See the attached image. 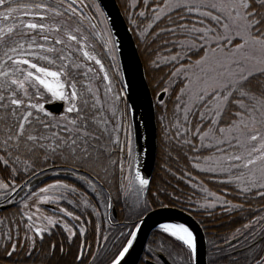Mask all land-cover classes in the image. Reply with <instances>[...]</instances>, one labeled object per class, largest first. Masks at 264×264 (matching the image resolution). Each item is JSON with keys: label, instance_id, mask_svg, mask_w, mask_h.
<instances>
[{"label": "snow or ice", "instance_id": "6c2138e0", "mask_svg": "<svg viewBox=\"0 0 264 264\" xmlns=\"http://www.w3.org/2000/svg\"><path fill=\"white\" fill-rule=\"evenodd\" d=\"M88 7L85 0H0V200L5 208L11 204L17 209L0 216V264H36V253H41V264H51L58 254L61 259L71 256L70 264H97V256L88 251L87 230L70 226L68 218L79 222L88 209L98 217L101 204L108 215L122 198L121 211L136 212L139 219L120 232L124 241L108 264H128L125 258L134 250L143 213L151 206L147 194L151 192V203L167 207L159 197L170 194L149 188L130 136L121 142L127 112H118L114 103L106 110L91 82L96 70L74 59L80 53L99 65L108 82L105 96L113 91L104 64L86 50L94 46L85 21L95 29L92 21L97 19L85 13ZM94 7L106 20L100 5ZM127 7L147 21L143 28L136 25L142 40L163 36L159 44L168 55L157 50L150 64L168 69L161 77L162 94L173 98L166 137L188 162L178 178L188 177L191 188L203 193L199 207L208 217L217 208L230 215L251 209V199L264 200V0H131ZM161 21L164 26L152 32ZM107 32L105 43L114 49L116 42ZM51 100L62 102L60 112L46 108ZM160 103L167 112L162 98ZM106 111L118 121L113 123ZM189 167L233 187L218 194L203 180L193 183L199 178ZM49 169L56 179L32 190L31 177L47 175ZM17 178L23 180L19 188ZM21 188L28 191L17 201ZM233 194L240 199L227 198ZM61 201L73 210L61 207ZM188 202L194 203L191 197ZM47 203L56 205L51 215L39 206ZM254 211L264 212V207ZM262 221L264 215L242 219L228 236L219 237L228 247L214 243V249L232 264L242 258L244 264H264V243L255 239V224ZM85 222L93 224L95 235L99 226ZM160 228L170 243L150 249L142 264H199L200 242L190 227L163 223ZM245 233L253 240L240 248ZM161 253L167 258L162 260Z\"/></svg>", "mask_w": 264, "mask_h": 264}, {"label": "trees", "instance_id": "16d2710c", "mask_svg": "<svg viewBox=\"0 0 264 264\" xmlns=\"http://www.w3.org/2000/svg\"><path fill=\"white\" fill-rule=\"evenodd\" d=\"M85 3L89 5L88 8L84 9L85 13L88 15H92L97 17V13L94 8V4H98L96 0H85ZM118 3L123 11V14L133 32L136 44L139 49V53L141 55L142 61L145 66L146 71V77L148 80V83L150 85L151 91L153 93V96L155 98V105H156V117H157V128H158V138H157V158L155 163L154 172L151 178V184L149 185V188L152 191H156L157 189L161 190L162 192L166 191L170 196L166 198L164 195H161L159 199L163 201V204H166L167 206H176L180 207L193 215H195L198 219H200L205 225V231L207 233V239H208V264H232L230 260L226 257L224 252H218L214 249V243L217 244H223V242L219 239L221 236H228L230 232L235 228L240 226L241 220L243 219L244 222H246L248 219H251L253 215H264V212L257 213L254 211L255 208L258 207H264V200H261L260 198H254L249 201L251 204V209H248L246 206V209L243 213L240 212H233L231 215L223 212L221 209L215 210V215L208 217L205 215L204 211H198V209H194L191 207V205H199L198 202H200V198L202 197L199 191V188H196V191H194L193 188L187 183L188 177H185V179L181 180L178 177L182 176L184 174V168L187 165L186 158L182 155L181 150L177 149L175 145L167 139L166 137V126L169 125L170 121L172 120V96L166 94L164 98V104L167 105V112L165 111L164 105H162L158 100L157 96L158 93L162 91V88L165 86L163 80L161 77H166L167 74V66H162L161 68H154L151 66L150 61L155 58L157 50L161 52L162 55H167L168 53L163 50V46L159 44V40L163 39V36L157 38L156 40H142L139 36V29L137 28V24L143 28L145 24L147 23L146 20H143L137 16H135L134 20L131 21V16L129 15V10L126 5V2L124 0H118ZM142 5V4H141ZM98 21V19H96ZM99 23V22H98ZM85 26L87 28L89 35V44L94 46L93 49H86L92 51V54L96 55L98 59L102 61V63L105 66V70L108 72L109 77L112 79L114 88L112 92H109L107 96H105V85H107V81L103 80V73L99 72V65H96L94 61H88L86 57H83L80 53L74 54V59L77 60V62L86 64L87 66L92 67L94 70H96L92 75V84L93 86L98 89V95L101 99V102L104 104V107L106 110L110 108L113 103L115 104L118 112H127V115L123 117V120L121 122V128L126 131L124 135H121V142L123 144L124 140L128 138V136L132 135V129H131V121H130V112H129V106L125 97V88L123 85L122 79L119 77V73H115V64L118 68L117 61L110 60L109 56H107V53L105 52L104 47H102L100 44L96 42V39L92 37V32H96V28L92 29L90 25H88L87 21H85ZM164 21H161L159 24H157L151 31H156L157 28L163 27ZM149 36H151V33H149ZM151 49V51H149ZM120 70V68H118ZM118 94L119 99H114V95ZM52 102L55 100H51ZM50 101H46L48 103ZM106 114L110 116L113 123H116L119 119V117H111L110 111H106ZM164 117L162 120L161 117ZM121 133V132H120ZM127 134V136H126ZM170 135V133H169ZM171 153V154H169ZM180 154L181 158L179 161H177L174 157ZM168 169H171L169 171ZM50 170V169H49ZM39 171V170H37ZM188 171H191L194 176H197L199 179L196 180L195 183H199V180L204 181V186L208 187L211 191H215L218 194H221L222 189H232V185H226L219 183L217 180L213 181L210 179L212 177V174H206V173H199L195 169H192L191 167L188 168ZM173 173H176V175H173ZM36 176H32L31 179H33ZM28 176H24L23 180H27ZM56 177H51L48 181L55 180ZM214 179V178H213ZM23 180L20 178H17V187L21 183H23ZM47 181V182H48ZM41 185V184H40ZM39 185L32 187V190H36ZM193 193H195L193 195ZM149 197V203L150 207L149 209L143 213L145 215L150 210L158 207H162L163 205H159L157 203H151V192L148 194ZM172 196H179L180 199H172ZM189 197H191V200L194 201V203H189ZM71 199V196H69ZM228 199H240L233 195H229L227 197ZM20 201V200H19ZM0 202L5 203V201L0 200ZM63 205L61 207L68 208V210H73L70 205L67 204L66 201H61ZM128 203L130 201L128 200ZM43 205V204H42ZM39 205L40 208L43 210V212L46 211V214H52L51 209ZM124 205V200L119 202L115 206V209L117 211V218L113 215L111 218L112 223L110 224V227L108 226L110 220L107 219V216L104 215L105 209L103 205H97V209L100 212V216H96L92 209H88L85 213V216L82 217L81 223L83 227L87 230L86 239L89 244L92 245V248L88 249V251H93V254L97 256V264H108V261L111 259L112 254H114L117 251V248L120 246L121 243L124 241V237L120 236V232H127L128 228H131L132 223L136 222L139 217L138 213L136 212H129L127 210L121 211ZM17 209L13 206L6 210H0V216H7L10 215L13 211H16ZM91 213V214H89ZM76 214H80V210H76ZM85 220H92L95 222L96 225L99 226V230L95 232V235L93 234V224L86 223ZM68 223L70 226L77 227L75 223L68 218ZM255 239L257 241H261L264 243V221L255 224ZM107 235V240H103L104 237ZM245 236L247 239L244 240L243 237H241V240L243 243L239 244L240 248L245 247L250 241L253 240V237L245 233ZM170 237H168L167 234L163 233L162 229H156L150 236L144 255L147 256L149 253V250L156 251L158 247L160 246H167L170 243ZM239 243V242H237ZM224 247V246H223ZM227 248V247H224ZM98 250V251H97ZM73 251L75 249L73 248ZM165 256H167L166 253H163ZM214 257H219L218 260L213 261ZM139 264H142L143 259ZM41 253H36V264H41ZM72 260L71 256L64 257L61 259L59 254L57 255L56 259L51 262V264H64V261H67L68 264H70ZM43 264H48V261H43ZM239 264H244L243 258L239 262Z\"/></svg>", "mask_w": 264, "mask_h": 264}, {"label": "water", "instance_id": "95a60500", "mask_svg": "<svg viewBox=\"0 0 264 264\" xmlns=\"http://www.w3.org/2000/svg\"><path fill=\"white\" fill-rule=\"evenodd\" d=\"M100 7L108 19L109 26L113 33L118 58L120 62L122 77L125 86L126 98L130 107L132 127L134 134L135 154L141 173L151 180L157 157V119L155 99L147 81L144 63L140 56L134 35L124 17L117 0H97ZM165 94H160V102ZM61 103L56 102L47 104L46 108L58 113L61 111ZM43 177L31 182V186L42 181ZM23 194L17 197L19 198ZM13 205H7V208ZM5 206L0 210L7 209ZM144 223L140 225V231L137 234V242L134 243V250H130V255L126 256L128 264H139L142 259L146 244L156 229L163 223H184L190 227L197 235L200 242V262L199 264H208L207 262V240L205 232L199 222L186 210L176 207H158L143 216ZM237 241H233L235 243ZM227 247V245H224ZM161 259L166 257L160 254ZM123 264V262H122Z\"/></svg>", "mask_w": 264, "mask_h": 264}, {"label": "rangeland", "instance_id": "374dc122", "mask_svg": "<svg viewBox=\"0 0 264 264\" xmlns=\"http://www.w3.org/2000/svg\"><path fill=\"white\" fill-rule=\"evenodd\" d=\"M125 2H126V5H129L130 3H131V0H124ZM96 4H94L93 6H95ZM141 7H142V5L141 4H138L137 5V7H136V9H135V12H139V10L141 9ZM95 8V7H94ZM129 10V9H128ZM97 13V12H96ZM129 15L131 16V21H136V20H134V18H135V16H137V15H135L132 11H130L129 10ZM104 16H105V14H104ZM138 17V16H137ZM97 19H98V21H99V23L96 21V20H93L92 21V23H95L96 24V32H92V37L93 38H95L96 39V42L98 43V44H100L102 47H104V49H105V52L107 53V56H109V58H110V60H112L111 59V57L112 56H115V61H117V63H118V68H120V64H119V60H118V55H117V47L115 46V48L113 49L112 47H111V45L110 44H106L105 43V41H106V39H107V35H108V32H107V29H110V27H109V25H108V22H107V19L105 20L104 19V17H100V15H99V13H97ZM144 20V19H143ZM145 26H146V24H145ZM111 30V29H110ZM101 33L100 35H97V33ZM111 36H112V39L115 41V39H114V37H113V34H112V32H111ZM168 55V54H167ZM115 61H114V64H115ZM116 69H117V67H116V64H115V73H116ZM119 73V74H118ZM117 74L119 75V77L122 79V73H121V69L119 70V72H118ZM123 81V80H122ZM94 87V86H93ZM95 88V87H94ZM162 92V91H161ZM160 92V93H161ZM160 93H158V95L160 94ZM50 102H52V101H50ZM121 132V133H120ZM126 133V131L124 130V129H122V128H120V131H119V135H120V137H121V135H124ZM126 136H127V134H126ZM128 138H129V136H128ZM130 138H131V141H132V150H133V155H134V157H135V149H134V139H133V132H132V135L130 136ZM213 175V174H212ZM39 176L40 177H43V180L39 183V187H43V186H45V184H47V183H51L52 181H48L51 177H55V176H53L52 174H51V170H49L48 171V174L46 175V174H44V173H40L39 174ZM214 177L212 176V177H210V179L211 180H213V181H216L217 179L216 178H214ZM48 181V182H47ZM218 181V180H217ZM196 182V180H193V183H195ZM41 184V185H40ZM38 187V188H39ZM38 188H36V190L38 189ZM208 188V187H207ZM210 190V189H209ZM194 191H196V189H194ZM200 191V190H199ZM201 193V192H200ZM201 196H203V193H201L200 194ZM144 198V195L142 194L141 195V199H143ZM129 201H130V203H132V200L131 199H129ZM6 203V202H5ZM5 203H1L0 202V205H3V204H5ZM198 203H200V202H198ZM48 204H50V205H48ZM40 205H42V204H40ZM61 205H63V203L62 202H60V206ZM42 206H45V207H47V208H49V209H51V211L53 212V210L56 208V205H52L51 203H47V204H43ZM191 207H193L194 209H198V211H204V210H202V209H200V207H199V205L197 204H195V205H191ZM219 208H217L216 210H218ZM41 211L43 212V210L41 209ZM113 211L114 210H112V209H109L108 210V215H106L107 216V219L108 220H110V222H109V224H108V226L110 227V224L112 223V220H111V218L113 217V215H114V213H113ZM215 211V210H214ZM223 211V210H222ZM45 214H46V211L44 212ZM46 215H49V214H46ZM51 215V214H50ZM115 216V215H114ZM73 221V220H72ZM74 223H75V225L77 226V227H79V226H81V224L79 223V222H75V221H73ZM105 237H107V235L105 236ZM103 240H105V239H103ZM245 240V239H244ZM40 261H41V259H40Z\"/></svg>", "mask_w": 264, "mask_h": 264}, {"label": "flooded vegetation", "instance_id": "af4514ba", "mask_svg": "<svg viewBox=\"0 0 264 264\" xmlns=\"http://www.w3.org/2000/svg\"><path fill=\"white\" fill-rule=\"evenodd\" d=\"M113 212H114V214L116 215V218H117L116 209H114ZM196 218H197V217H196ZM197 220H198L199 224L202 226V228H203V230H204V232H205V235H206V239H207V233H206V231H205V225H203V223H202V221H201L200 219L197 218ZM207 246H208V239H207ZM143 257H146V256L144 255Z\"/></svg>", "mask_w": 264, "mask_h": 264}]
</instances>
